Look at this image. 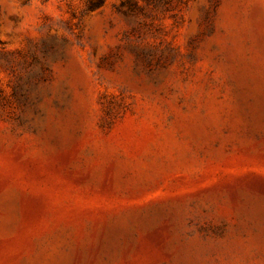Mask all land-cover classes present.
I'll use <instances>...</instances> for the list:
<instances>
[{"label":"rangeland","instance_id":"rangeland-1","mask_svg":"<svg viewBox=\"0 0 264 264\" xmlns=\"http://www.w3.org/2000/svg\"><path fill=\"white\" fill-rule=\"evenodd\" d=\"M0 264H264V0H0Z\"/></svg>","mask_w":264,"mask_h":264}]
</instances>
